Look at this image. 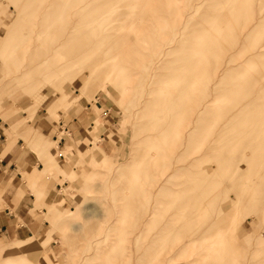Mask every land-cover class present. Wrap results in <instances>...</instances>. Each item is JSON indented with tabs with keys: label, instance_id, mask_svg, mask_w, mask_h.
I'll return each mask as SVG.
<instances>
[{
	"label": "rangeland",
	"instance_id": "1",
	"mask_svg": "<svg viewBox=\"0 0 264 264\" xmlns=\"http://www.w3.org/2000/svg\"><path fill=\"white\" fill-rule=\"evenodd\" d=\"M61 1L0 0V159L18 149L36 163H18L22 186L16 197L27 201L24 212L33 221V233L17 217L20 235L0 234V264H264V216L245 212L240 217L243 233L221 237L211 229L218 209L215 216L196 217L192 208L199 201L194 202L193 191L184 190L189 183L182 178L197 164L212 161L210 156L223 154L232 180L249 165L243 166L244 151L258 141L260 130L242 134L239 150H230L229 144L216 149L212 143L210 148L208 143L220 138L208 114L222 100L208 89L207 98L192 105L208 77L202 67L209 71L214 58L208 32L219 21L217 26L226 25L216 26L221 41L229 30L224 19H216L212 4L223 2L235 18L246 10L239 46L260 44L256 58L264 59L259 55L264 52L260 0L248 2L252 10L246 9L247 0H120L103 10L94 8L95 0H74L71 6ZM236 7L239 14H233ZM64 14L80 27L76 36L82 37V59L65 52L62 41L72 29L61 22ZM247 25L252 33H245ZM242 46L236 51L240 59H250ZM222 60L223 68L230 64L228 56ZM179 110L189 115L184 112L187 123L176 135ZM199 124L209 139L192 152ZM172 139L179 141L176 155L168 150ZM5 185L0 184V191ZM232 189L228 184L220 202ZM37 204L39 213L34 212ZM254 209L261 213L257 204Z\"/></svg>",
	"mask_w": 264,
	"mask_h": 264
},
{
	"label": "bare ground",
	"instance_id": "2",
	"mask_svg": "<svg viewBox=\"0 0 264 264\" xmlns=\"http://www.w3.org/2000/svg\"><path fill=\"white\" fill-rule=\"evenodd\" d=\"M62 1L64 3V0H62ZM72 1H74V0H66L65 5L71 6L70 4L72 3ZM81 1H84V0H77L76 2H77V4H79ZM95 1H96V3H95L94 8L95 9L96 8H100L102 10L105 9L106 5H108L110 7V4L114 5V4H116V2H118V3L122 2L120 0H95ZM251 1L253 3L256 0H247L246 3L251 2ZM218 2H219V0H218ZM228 2H229V0H228ZM124 3H125V1H124ZM230 3L229 4L226 3V4L230 6ZM237 3H240V2H237ZM147 4H148V1L146 2V7H147ZM196 4H197V2H196ZM62 5H64V4H62ZM122 5H124V4L122 3ZM141 5H142V3H141ZM194 5L195 4H193V6ZM256 5H258V3H256ZM259 5H260V7L262 9H264V0H260V4ZM117 6H119V5H117ZM143 6H144V4H143ZM143 6L141 8H143ZM148 6H149V4H148ZM212 6H214V10H216V13H213V14H217L216 19H218V21L220 19H224L222 21H223V23H225V22L228 23L229 30L227 29V27H228L227 26L226 30H228V32H226V30L224 31L226 33H225V36L223 38H221V41L219 40L220 36H219V34L217 32V30H219V29L216 28V26L218 24H220V21H219L218 24H215L213 26V28H211V30L208 32L207 36L210 39V42L213 43L214 58L213 59H209V60H212L211 65H210V70L207 71V70H205V67H202V71H204V73H206V72L208 73L207 79L208 80L210 79V80L207 83V79L205 80V78H204L205 81L203 80L202 83H200V88L198 87L199 90L197 91V94L194 97L192 107L195 106V104L198 105L199 103H201V101L203 102V100H204L203 97L207 98L206 96L208 94V89L210 90V94L213 93V96H215V97H213L214 99L217 98V101H219L218 99L222 100V103L219 101L221 103L219 105V107L217 109H215V110L209 111L210 114H208V115L212 114V116H213L212 117V122H214V124L218 125V129L214 133L217 132L219 134V138L220 139L219 140L213 139L212 142L210 141L208 143V146H209V144H212V143H213V145L216 144L217 145L216 149H220L223 145L229 144L230 145V150H239L241 147L244 146V144L242 142V140H243L242 134H246V133H249V132L260 130L258 141L256 143H250L246 147L247 150L244 151L243 158H245L244 159L245 163L243 164V166H246L247 163H249V165H248V167L245 168L246 170L243 173L242 172H237L236 173L239 176L235 180H232V178H231L233 176V173L231 172L232 168L229 166L230 164H229L228 161L223 160V157H222L223 154L216 155V156H210L212 158V161L211 160H207V161H204L203 163L197 164L196 165V168L198 169L197 172H195L196 168H191L189 171L183 172V175H182L183 182H186L187 184L189 183V185H187L186 189H184V190H187L186 192L193 191L194 195H195V196H193L195 198L194 202H196V200L199 201V202L196 203L194 208H192V209H194L193 212L196 214L195 216L203 218V217L207 216L209 214V212H212L210 214L215 216L216 211L218 209V217L214 218L216 220L215 221L216 223L213 224L211 229H213L216 232V234L221 235V237H222V236H224L225 233H230V231H237L238 234L243 233V231H242L243 227L240 224V220H241L240 217H242L241 215H243V213L245 214V212H249V213L252 212L253 215L257 216V217H255L257 219L259 218V216H264V171H263V168H264V59L256 58V56H257L256 53H258V48H259L258 46L260 44L258 46H255L254 48L252 47V49H251V48H249V45L251 44L250 43V39H249V43L250 44H246V41L243 43L246 47H243L244 46L243 44L240 45V46L243 45L242 46L243 48L241 47L243 49V55H245L247 53L250 56V57L248 56L250 59H240V56L236 52L237 48H240L239 44L244 41L243 40L244 36L242 37L241 32H240V30L242 29L241 28L242 26H240V25H243L242 24L243 23V15H241V14L246 12V10L243 8L245 11H243V13H240L238 18L237 17L235 18V17H231L232 8L229 9V11L231 10L229 12L228 9H227V6H225V4L223 2H221L220 4L216 3L215 5L212 4ZM233 6H234V4H233ZM156 7H157V5H156ZM158 7H160V5H158ZM245 7H246V5H245ZM260 7H258V10H259ZM145 8H144V10L146 11ZM239 8H240V5H239ZM239 8L236 7V10H235V12H233V14L236 13L237 9H239ZM252 8H253V5H251V3H248L246 9L252 10ZM144 10H141V11L143 12ZM256 10H257V8H256ZM146 12H147L146 14H148V10ZM192 12L193 11H191L190 13H192ZM256 12L255 13L258 14V11H256ZM260 12H261V9H260ZM149 13H151V12H149ZM238 14H239V12H238ZM251 15H253V14L251 13ZM251 15H250V17H251ZM172 16H174V15H172ZM262 16H264V14L261 15V17ZM59 17H60V15H59ZM256 17H257V15H256ZM154 19H155V17H154ZM258 19L259 18H257V21H258ZM60 20H61L62 23L63 22L66 23L67 27L72 29V32L70 31L71 34L68 35V37L66 39L64 38L63 41H62V44L64 46H66V48L64 47L65 52L70 57H72L74 59H82V48H81V46H82V37L81 36H76V35H78V31H80V27H78V25H76V24L73 25L72 17L67 16V14L62 15L60 17ZM252 21H254V20H252ZM80 22H81V19H80ZM132 22H133V20H132ZM214 22H215V20H214ZM246 22H247V20H245L244 25L246 24ZM205 23H203V24L205 25ZM255 23L257 24V22H255ZM255 23H253V24L255 25ZM97 25H98V23H97ZM207 25H206L205 28H208ZM254 25H252L251 27H253ZM200 26L202 27L203 25L200 24ZM223 26H226V25L223 24ZM223 26L219 25L217 27H223ZM251 27L248 28V25H247V29L248 30L245 33L249 32V29ZM256 27H257V25H255V28ZM171 28H172V26H171ZM203 28H204V26H203ZM260 28H261V26H260ZM262 28H264V27H262ZM243 29H245V26H244ZM251 30L252 29H250V33H252ZM204 31H206V29ZM254 32H256V30L253 31V33ZM219 33H221V32H219ZM263 33H264V29H263ZM258 34H259V29H258ZM79 35H81V34H79ZM122 35L123 34H121L120 36H122ZM248 35H249V33H248ZM253 36H254V34H253ZM258 37L254 36L255 40ZM186 38H188V37H186ZM204 38H207V37H204ZM260 38L263 39L264 38V34ZM125 39H126V37H125ZM218 40H219L218 43H220V44L216 45ZM203 41H204V39H203ZM118 42H120V41H118ZM185 43H187V42H185ZM256 44H257V42H256ZM179 45H181V44L179 43ZM247 45H248V47H247ZM131 46L133 47V45H131ZM205 46L207 47V45H205ZM262 46H263V44H262ZM262 46H260V48ZM250 47H251V45H250ZM183 48H184V46H183ZM201 49H203V48H201ZM238 50L241 51V49H238ZM201 52L203 53V50H201ZM175 53L177 54V52H175ZM192 53L193 52H191V54ZM207 53H210V52L207 51ZM84 54H86V53H84ZM178 54H179V52H178ZM189 54H190V51H189ZM123 55L124 54H122V57H123ZM207 55L209 56V54H207ZM259 55L260 56H264V52L263 53H259ZM227 56H228V59H230V62H229L230 64H227V66L225 65V67L223 68V66H222V61L223 60L222 59L224 57L227 58ZM212 57H213V54H212ZM244 57H246V55ZM209 58H210V56H209ZM196 59H197V57H196ZM184 60H187V59H184ZM191 60H192V58H191ZM179 61H178V63H179ZM192 62H194V60ZM122 63H124V62H122ZM190 63H187V64L189 65ZM197 63H198V61L196 62V64ZM172 64H171V67H172ZM199 64H200V62H199ZM118 65H119V62H118ZM125 65L126 64H124V66ZM188 65H187V67H188ZM202 66H204V65H202ZM167 67H168V65L166 66V68ZM174 67H176V69H177V66H173V69H175ZM183 67H185V66H182V69L181 68L180 69L183 70ZM113 69L115 70V67ZM198 69H200V68H198ZM222 69H224V71H222ZM189 70L191 72V69H189ZM228 71H235V72L229 74L224 80H220V77L223 76L224 74H226ZM105 72L106 71H104V73ZM168 72H169V70H168ZM179 73H180V71H179ZM104 77H105V75H104ZM193 77H195V76H193ZM184 78H185V76H184ZM187 79H189V78H187ZM164 80H163V82H164ZM168 80H169V78H168ZM160 81H161V79H160ZM186 82H187V80H186ZM194 82H196V81H194ZM217 83H218V87L214 88V86ZM190 85H191V83H190ZM188 88L189 87H187V89ZM191 90H192V88H191ZM191 90H187V91L190 92ZM187 91L185 93H187ZM183 93H184V91H183ZM253 95H255V98H253ZM191 97H193V96H191ZM200 98H203V99H200ZM188 99H191V98H188ZM207 101L209 102V100H207ZM207 101H206V103H207ZM203 109H204V107H203ZM201 110H202V108H201ZM222 110H223V112H222ZM197 111H200V108ZM184 112H185V110H179L178 119H176L177 120L176 124H178V126L176 127L177 129L175 128L176 129L175 130L176 135L182 134V132L184 130V125H186V123H187V122H185V118L186 117H185ZM197 113L198 112H196V114ZM186 114L189 115V113H186ZM158 115H160V113ZM191 116L192 115L188 116V118H190ZM231 117H233V118L230 119ZM153 119H155V118H153ZM160 121H162V120H160ZM202 121L204 122V118H203ZM205 121H206V119H205ZM206 122H204V123H206ZM162 123H163V121H162ZM259 124H262V127H258ZM224 125H225V127L222 128ZM208 126H209V124H208ZM202 127H203V129H202ZM215 128H216V126H215ZM205 133L206 132H205L204 126L199 124V129H198L197 135H196L195 139L193 140V144L194 145L191 144V146H190L192 152L193 151H197L200 146H202L203 144H206L208 142L209 138H207V139L205 138ZM166 134H169V133H166ZM171 134H172V132H171ZM202 141H203V143H202ZM171 143L172 144L170 145V148L168 150L172 151V153L174 155H176V153L173 152V148L175 147L176 144L179 143V141H175V139H172ZM212 146H209V147L211 148ZM261 146H263V149H262V151L260 153L257 154V153H255L253 151L254 149L255 150H259L261 148ZM251 147H252V149H251ZM208 152H210V151H208ZM168 165L169 164H167V166ZM181 182L182 181H180V184H181ZM183 184H185V183H183ZM228 184H231L232 187L235 188V189L228 190L226 192L225 196L223 197L222 201L220 202L221 194L222 193L224 194L225 190L227 189ZM259 187H263V189L259 190ZM179 189H178V191H179ZM181 189H180V191L183 193V191ZM173 200L176 201V199H173ZM186 202H187V200H186ZM223 202H225V203H223ZM190 203H192V202H190ZM254 204H257V206L259 207L260 212H261L260 214L254 209ZM189 207H190V205H187L185 207V209H184L185 213L189 212ZM190 211H191V209H190ZM249 213L247 215H249ZM249 218H251V216ZM260 225H261V223H260ZM204 227H206V226H204ZM175 230L177 232V229H175ZM203 231H204V229H203ZM183 232H185V231H183Z\"/></svg>",
	"mask_w": 264,
	"mask_h": 264
},
{
	"label": "crops",
	"instance_id": "3",
	"mask_svg": "<svg viewBox=\"0 0 264 264\" xmlns=\"http://www.w3.org/2000/svg\"><path fill=\"white\" fill-rule=\"evenodd\" d=\"M1 134L3 135L4 133L0 131V136ZM0 152H2V154L4 153V151ZM28 156L29 153L23 155V153L18 149H14L13 152L4 154V159H0V184L4 183L6 184L5 186H7H2L3 188L1 189L3 190L0 191V206L6 205L5 207L0 209V234H2V236L4 237L20 235V229L22 228V225L18 226L15 223L17 217L21 218L25 225V228L29 231V233H33V231L29 227V225H33V221L27 220V211L24 212L25 208L27 207V201H24L23 199H21L19 202L16 201L17 193L22 186L21 182L18 181V179L20 178L19 176L21 175V173L18 172V163H27L30 166H36V163H34L33 161L31 162ZM52 194L53 191H51L50 195ZM49 198L51 197L49 196L48 199ZM34 212L39 213L38 204L36 205ZM14 240L23 239L17 238Z\"/></svg>",
	"mask_w": 264,
	"mask_h": 264
}]
</instances>
